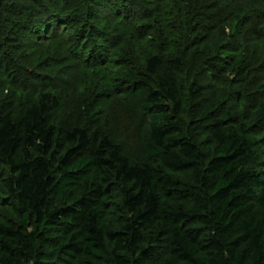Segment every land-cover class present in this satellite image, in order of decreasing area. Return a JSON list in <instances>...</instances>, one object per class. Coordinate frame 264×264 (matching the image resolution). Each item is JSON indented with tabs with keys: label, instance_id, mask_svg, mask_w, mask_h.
I'll use <instances>...</instances> for the list:
<instances>
[{
	"label": "trees",
	"instance_id": "1",
	"mask_svg": "<svg viewBox=\"0 0 264 264\" xmlns=\"http://www.w3.org/2000/svg\"><path fill=\"white\" fill-rule=\"evenodd\" d=\"M105 1L120 12L135 0ZM159 1L167 6L164 21L175 19L187 43L195 14L207 17L210 42L230 35L222 26L237 24L238 9L242 26L250 20L264 25V0ZM84 8L72 12L86 19L92 13ZM56 9H43L44 27L73 21L69 11ZM5 11L0 3V13ZM11 24L14 30L22 23ZM183 63L180 57L164 62L148 56L144 77L131 74L137 91L146 92L135 108L147 115L142 161L123 154L100 129L54 125L49 112L56 102L49 93L19 116L0 115V167L8 171L3 200L19 217L16 225L0 223V264H56L64 258L81 264H264V179L246 167L250 142L241 129H224L226 113L211 123L215 148L201 147L200 132L189 131L182 118L186 88L175 73ZM193 80L187 92L196 99L203 88ZM181 172L188 173L185 181L173 176Z\"/></svg>",
	"mask_w": 264,
	"mask_h": 264
},
{
	"label": "rangeland",
	"instance_id": "2",
	"mask_svg": "<svg viewBox=\"0 0 264 264\" xmlns=\"http://www.w3.org/2000/svg\"><path fill=\"white\" fill-rule=\"evenodd\" d=\"M61 1L0 0L6 9L0 13V115L19 116L29 102L49 93L56 102L49 112L54 125L100 129L123 154L142 161L141 125L147 115H137L135 108L146 92L137 91L139 85L132 83L131 74L144 77L148 56L159 55L164 62L180 57L184 65L175 74L186 88L182 113L185 127L200 132L204 150H213L216 142L211 123L227 113L230 119L224 129H241L251 147L246 167L264 179V25L256 26L257 21L250 20L243 21L242 26L244 13L238 9L237 24L232 26L228 21L222 26L230 35L222 42L217 38L210 42L205 41L207 17L195 14L187 43L175 19L164 21L167 6L161 8L158 0H135L131 8L125 2L126 9L120 12L105 0H83L78 6L75 0H64L62 9ZM87 5L92 16L86 19L72 12L76 6V13H83ZM44 6L50 14L55 8L62 13L69 11L73 21L64 25L51 22L50 28L44 27L39 20L47 13ZM14 19L22 24L12 30ZM26 24L28 29L22 28ZM173 27L175 31H171ZM242 27L244 32L238 36ZM160 28L165 37L160 36ZM192 79L203 88L196 99L187 92ZM209 102L212 105L204 110ZM173 176L185 181L188 173ZM7 177V169L0 167V223L16 225L18 212L3 200ZM56 264L81 262L64 258Z\"/></svg>",
	"mask_w": 264,
	"mask_h": 264
}]
</instances>
